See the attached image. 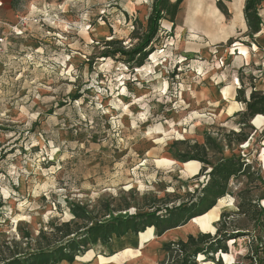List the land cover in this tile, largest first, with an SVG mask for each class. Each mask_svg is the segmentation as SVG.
<instances>
[{"label":"rangeland","instance_id":"1","mask_svg":"<svg viewBox=\"0 0 264 264\" xmlns=\"http://www.w3.org/2000/svg\"><path fill=\"white\" fill-rule=\"evenodd\" d=\"M3 2L0 251L34 250L43 241L41 231L53 237L55 226L66 221L83 226L72 204L88 208L89 226L177 206L209 179L220 158L241 156L252 178H232L217 218L190 234H215L222 213L229 212L227 227L245 233L236 235V243L226 242L227 253L219 251L213 259L204 255L197 262L250 263L245 256L264 231L238 212L244 198L256 202L260 197L264 206V117L248 120L238 91L244 88L247 98L253 91L264 93V33L261 47H248L246 31L217 45L211 35L181 31L186 9L202 11L204 16L190 20L205 32L225 31L238 19L224 0H188L174 25L161 21L156 50L146 63L131 67L100 52L111 38L136 44L153 0H22L15 8ZM16 15L28 19L20 35L11 32ZM207 137L210 164L203 172L204 163L181 156L193 149L188 141L203 143ZM146 230L120 239L159 237L156 228ZM177 240L165 241L158 250ZM125 249L114 235L108 243L90 244L74 261L57 264H92L98 255ZM164 254L155 264L167 258Z\"/></svg>","mask_w":264,"mask_h":264},{"label":"trees","instance_id":"2","mask_svg":"<svg viewBox=\"0 0 264 264\" xmlns=\"http://www.w3.org/2000/svg\"><path fill=\"white\" fill-rule=\"evenodd\" d=\"M21 1L6 0V4L10 8H15ZM182 1L153 0L146 29L141 34L138 42L129 47L123 44L121 39L111 38L105 40L104 48L100 52L101 56L123 61L131 67L143 66L148 56L156 50L154 41L159 34L161 21L168 19L175 24ZM263 1L246 0L244 14L249 31L247 35L251 38V41L246 45H252V42L258 44L255 35L263 29L264 20L260 12ZM230 41H232V38ZM258 46L261 47L260 44ZM238 100L247 103L244 114L248 120L255 118L257 115H264V93L253 91L247 98L244 88H240ZM245 139L246 137L241 140ZM188 142L192 143L193 149L182 154V160H199L198 162L201 161L205 164L202 171H206L207 165L210 164L207 145L211 144V141L207 137L203 143L196 140ZM249 167L250 164L244 161L241 156L220 158L208 171L209 179L202 183L187 201H183L177 206L158 207L147 212L116 217L105 222L98 220L90 226L88 223L91 221V212L88 208L78 203L72 204L71 210L77 218L83 220V226L79 225L74 228L71 226L70 221L63 222L55 226L53 237L49 236L47 232L41 231L39 236L43 238V241L38 243L36 249L13 250L14 252H10V255L0 251V264H57L62 260L74 261L75 257L85 252L90 244L99 240L108 243L114 235L122 237L129 231L137 234L140 231H145L147 227L154 226L157 229V234L161 236L170 229L187 224L193 217L204 215L210 211L220 199L227 195L232 178L239 175H247L252 178L251 172H248ZM257 200L255 202L252 198L249 200L242 199L238 214H245L255 225L262 224L261 229L264 231V206L260 202V197ZM2 204L3 200L0 196V205ZM163 209L165 213H160ZM230 216L231 213L229 212L224 211L222 213L220 227L215 234L211 232H201L198 235L189 234L186 240L180 239L165 243L164 246L168 250V255L161 264H198L197 259L204 260V255L213 259V255L219 251L227 253L226 242L235 239L238 234L245 233L234 229L230 230L227 227L229 221H231ZM82 228L85 229L81 230ZM26 237H29V235ZM254 239L258 243L254 248L252 247L250 254L246 255L245 258L251 260L248 264H264V236L259 234ZM216 264L223 263L219 259ZM230 264L246 263L235 261Z\"/></svg>","mask_w":264,"mask_h":264},{"label":"bare ground","instance_id":"3","mask_svg":"<svg viewBox=\"0 0 264 264\" xmlns=\"http://www.w3.org/2000/svg\"><path fill=\"white\" fill-rule=\"evenodd\" d=\"M201 4L196 5L200 9ZM225 204L224 198L218 201V204L214 206L211 211H208L204 217H196L191 219L187 224L170 229L166 231L162 236L154 237L151 234H142L140 237L134 238L133 235L129 234L124 238L117 237L119 247H126L125 250L113 254L110 257L104 255H98L92 264H126L125 259L128 260V264H155L158 258L163 255L164 251H159L161 244L168 240H177L180 238H186L190 233H194L199 230L200 226L210 224L217 217V213L220 208ZM196 221L198 223H196ZM197 224V225H196ZM199 228V229H198ZM212 228V227H211ZM213 229V228H212ZM150 230V229H149ZM150 232V231H149ZM198 232V231H197ZM149 234V235H148ZM141 239V241H140ZM237 240L232 239V243H236ZM136 244L135 249L130 248L129 245ZM161 254V255H160ZM66 261V260H65ZM60 264H72L68 262H61ZM75 264L79 263V261Z\"/></svg>","mask_w":264,"mask_h":264},{"label":"crops","instance_id":"4","mask_svg":"<svg viewBox=\"0 0 264 264\" xmlns=\"http://www.w3.org/2000/svg\"><path fill=\"white\" fill-rule=\"evenodd\" d=\"M134 1L136 2V0H134ZM171 1H176V0H171ZM206 1H208V0H206ZM224 1H225V5H226V7L228 9V12L229 13H232V14H235V16L238 17L237 20H234L232 22H229V24L227 25V29L225 31H221L220 30L218 32H214V30H208V31L205 32V31H202L201 30V27H199V25L193 24L192 19L190 20L191 17H194V18L195 17H202V16H204V14L200 10L194 11L192 9H186V7L188 5V0H183L182 3H181V5H180V8H183L184 7L186 9L185 10V14L183 15L186 18V21H185V24L184 25H180L181 31L186 32L187 29L189 28L192 31L205 33L207 35V37H209V35H211L212 38L214 39L213 42H214L215 45L222 44V43L226 42L227 40H230L231 38H238V36L240 34H242L243 32H245V31L248 33L249 32L248 31V25H247L246 18H245V14H244V7H245L246 0H224ZM213 6H215L219 10V12L224 15V13L216 5V2L214 3ZM0 11H1V9H0ZM125 12L127 14H129V9L127 7L125 8ZM260 12H261V15H262L263 20H264V1L261 4ZM17 16L18 15H16V17ZM162 21H168L170 24L174 25V23L171 22L170 20L163 19ZM263 33H264V24H263L262 31H260L259 33H257L255 35L258 44H260L259 38L262 36ZM239 38H241V37H239ZM241 39H243V38H241ZM254 45H257V44L254 43V42H252V45H246V46L251 47V46H254ZM243 105L246 106L247 103L243 102ZM259 117L262 118V117H264V115H257L254 118V121L257 120V119H259ZM189 163L195 164V163H200V162H198V161H191ZM148 229H152V231H153V229H155V227L154 226L151 227V228L148 227L147 230ZM156 236H158V235H156ZM162 250L165 251V254L162 257V259H163V258H165L166 254L168 253V250H166V249L165 250L162 249Z\"/></svg>","mask_w":264,"mask_h":264},{"label":"built area","instance_id":"5","mask_svg":"<svg viewBox=\"0 0 264 264\" xmlns=\"http://www.w3.org/2000/svg\"><path fill=\"white\" fill-rule=\"evenodd\" d=\"M4 5V2L0 0V8ZM17 20L15 22L11 23V32L12 34L20 35L24 32L25 28L27 27L28 19L27 17L23 15L17 16ZM5 24L1 12H0V28ZM5 38L3 36L0 37V50L4 49V43H5Z\"/></svg>","mask_w":264,"mask_h":264}]
</instances>
